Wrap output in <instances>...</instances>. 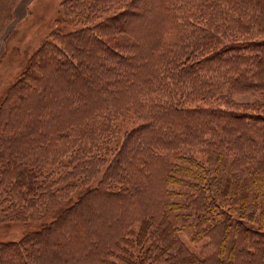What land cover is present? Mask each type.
Segmentation results:
<instances>
[{
	"label": "trees",
	"instance_id": "1",
	"mask_svg": "<svg viewBox=\"0 0 264 264\" xmlns=\"http://www.w3.org/2000/svg\"><path fill=\"white\" fill-rule=\"evenodd\" d=\"M114 1L96 0L88 7L85 0L77 3L83 7L81 15L86 16L91 8ZM228 12L235 14L226 20ZM222 15L226 16L222 17L226 21L219 24ZM229 30L234 37L223 38L222 34L226 35ZM171 33L172 38H168ZM68 35L60 40L64 45L62 48L57 45L41 48L37 62L35 55L19 81L18 93L23 105L17 103L13 108V121L5 123L0 135V184L16 179L15 185L21 186L18 189L20 198L35 202L36 188L30 186L36 187L33 180H38L46 161L60 158L68 147L66 142L77 141L81 149H89L98 141L99 134L108 130L97 127L94 119L88 121V113L106 103L111 94L125 95L119 110L134 108L138 106L137 95L141 92L144 95L143 111H146L145 106L153 105V120L126 133L119 155L125 152L124 155L137 159L140 154L145 164L156 162L151 151L154 148L157 157L172 156L167 181L182 188L187 186L188 191L192 187L205 192L208 185L214 195L206 202L211 215L214 210L221 217L225 212L223 204L227 201L229 207H236L238 212L236 215L230 213L233 218L227 228L233 225V232L241 230L246 239L252 235L261 238L264 264V110H258L260 103L235 105L231 98L234 92L264 90V0H207L204 3L133 0L126 8L94 26L77 29ZM90 45L97 47L96 51L83 55L84 47ZM238 48L244 53L221 54V50L227 52ZM47 60L53 61L56 79L65 81L73 71L78 72L76 80L82 92L61 91L65 97L62 94L59 106L68 104L75 116L65 123L66 128L62 131L61 127L56 128L61 117H58L59 121L58 118L50 120L51 113L55 115L50 105L54 107L52 102L61 94L55 89L57 82L51 78V84L45 87L41 82L42 73L48 75L52 71L45 68ZM217 72L224 73V82L217 83L208 78ZM25 78L30 81L23 80ZM84 90L88 96L83 94ZM24 91L28 92L24 95ZM32 94L43 96L41 100L45 104L39 117L21 125L29 116ZM213 98L216 105L197 101ZM155 117H160L163 122L156 125ZM78 119H82L85 126L75 127ZM188 119H201L207 126L204 130L194 128L185 124ZM44 124L47 126L43 131ZM181 124L185 125V130L176 128ZM18 128L27 132V142L31 145L27 149L16 145L18 142L14 139ZM72 133L73 139L70 138ZM6 143L13 145L9 148ZM140 149L149 156L144 157ZM9 156L13 159H7ZM17 158L26 161L27 181L21 180L25 176L23 172H10L21 164ZM36 158L39 161L33 160ZM186 205L190 210V205ZM182 207L179 202L171 201L161 212L157 236L159 241L166 240L162 250L179 238L173 235L179 230V223L173 222L170 216ZM258 208L261 209L259 216ZM14 210L26 215L25 208L15 207ZM177 217L182 220L178 213ZM152 231L155 233L153 219L144 218L138 230L134 226L132 230L130 228L95 264H137L135 242L145 235L147 238ZM161 244L159 242L156 247ZM231 250H236L235 244ZM184 259L186 261L181 264H201L192 252L183 255L181 260Z\"/></svg>",
	"mask_w": 264,
	"mask_h": 264
},
{
	"label": "rangeland",
	"instance_id": "2",
	"mask_svg": "<svg viewBox=\"0 0 264 264\" xmlns=\"http://www.w3.org/2000/svg\"><path fill=\"white\" fill-rule=\"evenodd\" d=\"M85 1L88 7L96 0ZM132 1L115 0L107 5L101 4L82 16L83 7L77 3L79 0H0V135L5 123L13 121V108L17 103L23 105L24 101L21 102L18 93L19 81L25 76L35 55L37 62L40 49L52 45L64 47L60 40L69 37L68 34L94 26L107 16L126 8ZM195 1L204 3L207 0ZM235 13L228 12V17L222 15L218 23L222 24ZM89 14L92 16L87 17ZM222 17H226V20ZM151 33L152 29L149 31ZM222 35L225 39L234 37L232 30ZM172 36L171 33L167 37ZM96 49L90 45L84 47L82 52L83 55H91ZM238 52L244 53V50H221L223 56ZM52 62L47 60L45 66L47 71H52L48 75H41L43 87L51 84L49 79L52 78L57 82L55 89L58 92L66 89L69 93L82 92L76 80L78 72L73 71L65 81L56 79ZM208 78L222 83L225 75L217 72ZM23 80L30 81V78ZM28 91H24V95ZM62 94L65 97V93L61 92L59 98L52 102L55 106L50 105V110L55 112V115L51 113L50 120L61 117L58 122L60 125L56 126L61 127L60 131L66 128L67 121L75 117L68 104L59 106ZM83 94L88 96L85 90ZM32 95L29 116L21 125L33 121L35 116L39 117L45 104L41 100L43 96ZM123 98L125 95L111 94L106 103L88 113V121L94 119L97 127L108 129L99 134L93 147L81 149L77 141L73 144L66 142L68 147L62 151L60 158L49 159L44 163L38 180H33L36 187L30 186L36 188L33 195L35 202L20 198L18 189L21 186L15 185L16 179L11 178V183L0 184V264H95L110 248H114V243L127 234L130 228L132 230L134 226L138 230V225L146 217L153 219L155 233L150 232L147 238V235L140 237L142 243L135 242L133 249L137 264H181L186 261L181 260L183 255L190 252L201 264H262L263 240L256 235L246 239L241 230L233 232V225L227 228L233 218L230 213L236 215L238 212L236 207H229L227 201L223 204L225 212L221 217L214 210V215H211L206 202L214 195L207 183L203 192L191 186L192 190L188 191L185 188L187 186L182 188L179 184L167 181L172 156L157 157L154 148L151 151L156 162L145 164L140 154L137 159L124 155L125 152L119 155L126 133L137 130L146 121H152L154 116L153 105L145 106L146 111H143V93L137 95L138 106L119 110ZM231 98L235 105L260 103L257 108L261 109L258 110H264V90L234 92ZM197 101L207 105L217 104L214 98ZM76 121L75 127L84 125L82 119ZM154 121L156 125L163 122L160 117H155ZM185 124L201 130L207 126L201 119H188ZM48 125L51 127V124ZM46 126L43 125V131ZM184 126L181 124L176 128L183 129ZM73 136L72 133L70 138L73 139ZM27 137V132L18 128L14 140H17L16 145L20 149L31 146ZM11 145L13 143L7 144L9 148ZM140 151L144 157L149 156L142 149ZM7 159L11 160L13 156ZM17 159L21 164L14 166L10 172L16 174L21 171L25 175L26 161ZM33 160L39 161V158ZM22 179L27 181L29 176L25 175ZM171 201L183 205L170 216L173 222L179 223V230L173 233L179 238L175 244L162 250L160 248L166 244V240L159 241L160 237L157 236L160 232L159 218L165 205ZM187 203L190 210L187 209ZM15 207L25 208L26 215L22 216L20 211L14 210ZM260 212L258 208V216ZM227 233L228 238L224 243ZM159 242L162 244L156 247ZM233 244L235 251L231 250Z\"/></svg>",
	"mask_w": 264,
	"mask_h": 264
}]
</instances>
